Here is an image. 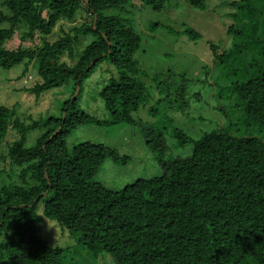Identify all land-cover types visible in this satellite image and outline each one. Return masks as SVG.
Segmentation results:
<instances>
[{"label": "trees", "instance_id": "trees-1", "mask_svg": "<svg viewBox=\"0 0 264 264\" xmlns=\"http://www.w3.org/2000/svg\"><path fill=\"white\" fill-rule=\"evenodd\" d=\"M130 1L3 0L8 14L0 20L9 28L0 29V68L21 63L27 67L36 61L40 82L31 91L37 96L70 79L73 84L59 117L24 125L13 118V110L0 106V168L7 161L23 166L20 178L29 175L34 182L0 188V264H74L67 259L68 249L50 247L41 238L38 223L43 218L68 231L94 260L105 254L114 264H264L262 139L233 135L227 123L195 141L182 130L172 129L170 137L178 145H192L190 154L168 158L160 175L136 179L119 190L107 188L95 176L107 159L124 164L129 157L100 143L68 145L78 126L136 125L133 114L149 101L134 59L141 44L139 34L129 19L104 14L126 12ZM139 1L161 12L174 0ZM187 2L198 10L205 8V0ZM230 6L235 11L227 28L231 44L221 50L208 43L212 59L216 67L228 64L233 74L238 73L240 79L229 93L240 103L241 119L264 130V0H239ZM78 11L87 15V22L53 41L42 37L52 34L60 23L72 22ZM22 23L27 27L23 38L39 36L42 44L26 50L6 49L5 42ZM183 34L192 40L200 38L187 27ZM87 35L93 40L77 53L75 44ZM258 43L262 53L246 64L250 51L245 48ZM104 60L117 69V76L99 91L107 118L97 119L76 101L83 81ZM159 78L154 76L155 81ZM37 127L45 131L33 146L26 147V133ZM9 128L20 138L4 154L2 142ZM162 133H146L151 137L146 143L158 155L169 151Z\"/></svg>", "mask_w": 264, "mask_h": 264}, {"label": "rangeland", "instance_id": "rangeland-1", "mask_svg": "<svg viewBox=\"0 0 264 264\" xmlns=\"http://www.w3.org/2000/svg\"><path fill=\"white\" fill-rule=\"evenodd\" d=\"M235 1L239 0H205V8L201 11L190 6L187 0H174L163 11L153 12L139 0H131L124 13L113 10L104 12L105 15L129 19L132 28L139 34L141 44L134 59L140 69L138 77L148 91L149 101L133 114L137 122L134 126L82 125L71 132L67 139L69 146L83 141L100 143L116 149L120 156L129 157V161L124 164L107 159L95 176L96 181L109 189L119 190L136 179L160 175L163 162L171 157L188 156L192 149L191 144L181 146L170 137L171 130L175 128L195 141L204 133L219 130L227 123L232 125L230 133L233 135L252 136L264 141V130L241 119L240 103L235 95L229 93L232 84L240 79L238 73L233 74L228 64L216 67L208 44L218 45L221 50L230 46L232 39L227 34V28L233 24L229 15L235 12L230 6ZM83 13L78 11L72 22L64 21L57 25L52 34L42 37L53 41L62 32H69L87 22L88 17ZM7 14L8 10L3 0H0V17ZM186 27L194 30L200 38L189 39L183 34ZM8 28V23L0 20V29ZM25 32V24L17 25L4 47L26 50L42 44L43 38L39 36L32 40L24 39ZM254 38H257L256 35ZM92 40L90 35L80 37L75 44L76 52L79 53ZM260 47L258 43L245 48L250 51L249 55L245 53L246 64L262 53ZM157 75L160 80L155 81L154 76ZM116 76L117 69L114 66L106 60L99 63L83 81L77 96V106L97 119H106L107 112L99 98V91L104 83ZM39 82L36 61L27 67L21 63L11 69L0 68V106L13 110V118L24 125L49 116L59 117L63 103L70 99L72 80L37 96L31 89ZM155 130L163 132L169 150L166 154L158 155V150L153 149L151 143H146L151 138L146 137V133ZM44 131L42 127L30 129L26 133L25 146H33ZM19 138L20 134L9 128L2 142V153L6 154L8 146ZM23 168L7 161L0 168V188L34 184L29 175L24 180L20 178ZM42 205L41 201L36 208L38 215L42 214ZM11 219V216L6 219L7 232L11 229ZM38 227L41 238L48 246L68 249L67 259L74 264H114L105 254L95 260L89 258L82 246L55 221L43 218Z\"/></svg>", "mask_w": 264, "mask_h": 264}]
</instances>
